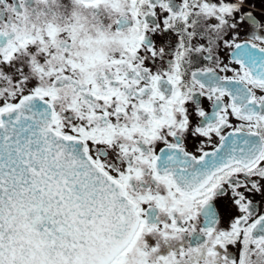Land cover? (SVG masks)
<instances>
[{
	"label": "snow or ice",
	"instance_id": "6c2138e0",
	"mask_svg": "<svg viewBox=\"0 0 264 264\" xmlns=\"http://www.w3.org/2000/svg\"><path fill=\"white\" fill-rule=\"evenodd\" d=\"M0 264H264V0H0Z\"/></svg>",
	"mask_w": 264,
	"mask_h": 264
}]
</instances>
